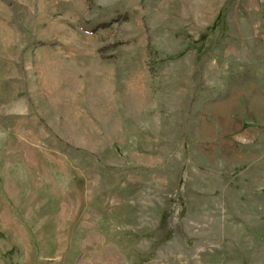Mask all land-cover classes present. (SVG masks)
<instances>
[{"label": "rangeland", "instance_id": "1", "mask_svg": "<svg viewBox=\"0 0 264 264\" xmlns=\"http://www.w3.org/2000/svg\"><path fill=\"white\" fill-rule=\"evenodd\" d=\"M0 264H264V0H0Z\"/></svg>", "mask_w": 264, "mask_h": 264}]
</instances>
